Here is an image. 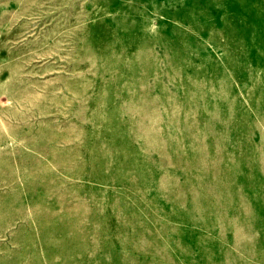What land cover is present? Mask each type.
Segmentation results:
<instances>
[{"label": "rangeland", "instance_id": "rangeland-1", "mask_svg": "<svg viewBox=\"0 0 264 264\" xmlns=\"http://www.w3.org/2000/svg\"><path fill=\"white\" fill-rule=\"evenodd\" d=\"M0 264H264V0H0Z\"/></svg>", "mask_w": 264, "mask_h": 264}]
</instances>
